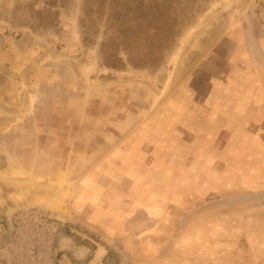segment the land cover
<instances>
[{
    "label": "rangeland",
    "instance_id": "1",
    "mask_svg": "<svg viewBox=\"0 0 264 264\" xmlns=\"http://www.w3.org/2000/svg\"><path fill=\"white\" fill-rule=\"evenodd\" d=\"M252 36L264 0H0V264H257L264 205L235 198L264 146L230 129L264 134Z\"/></svg>",
    "mask_w": 264,
    "mask_h": 264
},
{
    "label": "flooded vegetation",
    "instance_id": "2",
    "mask_svg": "<svg viewBox=\"0 0 264 264\" xmlns=\"http://www.w3.org/2000/svg\"><path fill=\"white\" fill-rule=\"evenodd\" d=\"M246 122L247 125L242 126V121L239 122H233L232 124H230V129L233 128L234 130V134L232 135V142L233 143H237V145L240 144L241 141H244V143H248V147L252 149V152L255 151V148L260 147V146H264L263 141H264V134H259L256 133L255 130L250 129V127H255L254 121L252 119H248L247 121H243ZM263 125V124H262ZM262 125H260L261 129L263 128ZM238 128V129H237ZM243 132V135L239 132V131ZM264 130V129H262ZM231 142V144H232ZM235 145V146H237ZM239 147V146H237ZM236 153H238L236 151ZM249 155L254 156V158L259 159L261 161V163H264V159H260L259 156H261V154H255V153H251ZM262 156L264 157V154H262ZM238 159V158H237ZM236 162V160H234ZM243 163H246L248 166L249 164L245 161H243ZM250 171L252 169V167L250 166ZM260 200V203L262 205H264V191L262 192H257V193H250V194H244V196H239L238 198H235L236 200Z\"/></svg>",
    "mask_w": 264,
    "mask_h": 264
},
{
    "label": "crops",
    "instance_id": "3",
    "mask_svg": "<svg viewBox=\"0 0 264 264\" xmlns=\"http://www.w3.org/2000/svg\"><path fill=\"white\" fill-rule=\"evenodd\" d=\"M214 81H215V83L219 80V78H214L213 79ZM213 93V92H212ZM211 93V95H213ZM210 94V93H209ZM206 97H209V95H206ZM213 100H215V99H213ZM257 100V99H256ZM250 106H252V104H250ZM255 106H256V104H255ZM257 108V107H256ZM197 120V119H196ZM194 121L193 123H188V122H180V123H178V122H175V125H185L186 127H192V126H195V127H197V121ZM243 124H242V126H244V125H247L246 124V122H242ZM260 125H262V123L260 124ZM222 127H224L225 125L224 124H222L221 125ZM220 127V126H219ZM218 133H219V131L217 130L214 134H216L215 136H217L218 135ZM243 152V151H242ZM241 151H239L238 152V154L240 153L241 155L240 156H242L243 155V153H244V155H243V157L244 158H248L249 156V154H246V152H243L242 153ZM227 157L229 158V160L230 161H232V164L233 165H236V162L234 161V160H236L237 158V156H236V152L235 151H231L230 150V153L227 155ZM239 158V157H238ZM259 158L260 159H264V157L261 155V156H259ZM246 166H245V169H246V171H242V173L243 174H246L247 172H250V166H248L246 163H244ZM184 165H188V163H185ZM235 168V167H234ZM233 169V168H232ZM247 169H248V171H247ZM233 171L235 172V169H233ZM238 172V169H237V171H236V173ZM164 190H166L165 191V194H163V199H166V200H172L171 199V195H172V188L171 187H169V188H164ZM140 191H141V188H139V187H132L131 188V193H130V196H131V201H130V204H131V207H138L139 205H140V203H146V204H151L152 202H155L154 201V198H152V197H150L149 199H142L143 197H141L140 196ZM151 200H153V201H151ZM156 204V203H155ZM203 222V221H202ZM263 239V238H262ZM254 249H256L258 252L257 253H255L254 252V254L255 255H257V256H259V258L257 259V264H264V247H262V246H259L258 245V248L256 247V248H254ZM84 251V250H83ZM231 251L232 250H229V254H231ZM252 254H253V252H251ZM229 264H231V262L229 263ZM256 264V263H255Z\"/></svg>",
    "mask_w": 264,
    "mask_h": 264
},
{
    "label": "water",
    "instance_id": "4",
    "mask_svg": "<svg viewBox=\"0 0 264 264\" xmlns=\"http://www.w3.org/2000/svg\"><path fill=\"white\" fill-rule=\"evenodd\" d=\"M251 42L253 44V48L255 51V54L257 55V57L263 62L264 64V55L261 52V50L259 49V46L255 40V38L252 36L251 37ZM58 206H54V208L52 209V214H54L55 212H58L57 208ZM16 211L15 208H9L7 211V216L9 219V230H10V235L12 233V228H13V223H12V214ZM61 214V220L66 222L67 220H71V217H68V213L64 212V211H60ZM57 248L59 251L62 250H67L70 249L72 251V253L74 255H76V253L79 252V248L75 245V242L73 241L72 238H70L68 235L66 234H61L58 238V242H57ZM3 252H4V256L6 258V261L9 264H14V259L13 256L11 254L10 248H9V244H6L3 248Z\"/></svg>",
    "mask_w": 264,
    "mask_h": 264
},
{
    "label": "bare ground",
    "instance_id": "5",
    "mask_svg": "<svg viewBox=\"0 0 264 264\" xmlns=\"http://www.w3.org/2000/svg\"><path fill=\"white\" fill-rule=\"evenodd\" d=\"M62 203H63V202H62ZM105 249H106V248H104L102 245H100V246L98 247L97 251H96L95 259H100V258L103 256V254H104V252H105Z\"/></svg>",
    "mask_w": 264,
    "mask_h": 264
}]
</instances>
